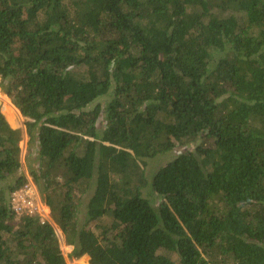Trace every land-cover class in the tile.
<instances>
[{
  "label": "trees",
  "instance_id": "obj_1",
  "mask_svg": "<svg viewBox=\"0 0 264 264\" xmlns=\"http://www.w3.org/2000/svg\"><path fill=\"white\" fill-rule=\"evenodd\" d=\"M0 90L72 246L14 220L21 131L0 112V264H264V0H0Z\"/></svg>",
  "mask_w": 264,
  "mask_h": 264
},
{
  "label": "rangeland",
  "instance_id": "obj_2",
  "mask_svg": "<svg viewBox=\"0 0 264 264\" xmlns=\"http://www.w3.org/2000/svg\"><path fill=\"white\" fill-rule=\"evenodd\" d=\"M7 100H8V103L10 105H12L16 109V111L18 112V116H17V114L12 111L13 116L16 117V120L13 123L8 121V119L5 116L3 107H2L4 101H7ZM105 101H106V98H104V97L98 98L93 103H91L89 105V108H91L94 104H100L102 106L105 103ZM0 112L2 113V115L4 116V118L6 119V121L9 123V125L12 128H18L21 131V140L19 141V147L21 148V164H22L21 171L22 172L24 171V173L25 172L27 173V166H26L27 162H26L25 155L28 153L26 151V149H27V136H26L25 131H24V118L20 115L18 109L11 103L10 99L1 90H0ZM102 125L103 124L101 122L98 123V127H102ZM201 143H202L201 139H198L194 142H190V143H187L185 145H177L172 150L167 151V152L162 153V154H159L156 157L147 160L146 161L147 165H146L145 169H146V176L148 178V181L151 180L153 173L157 170V168H159L163 164L167 163L168 161L172 160L176 155H178L179 153H181L183 151H186V150L192 151L197 145H200ZM10 180H11V177L7 181H10ZM84 188H85V186L78 188L76 190V193H75V198L77 199V202H78V205H77V209L79 211L78 217L80 220L83 219V213L85 210V206H86L88 198L91 194V190H85ZM14 220L18 221V217H14ZM110 222H111L110 217L104 216L96 224L91 222L89 224V227L96 234H98V236H100L102 230L105 227H108L110 225ZM53 226L55 227L54 229H55V232L58 236L59 244H60V248H61V251L63 253V256L66 257L67 254L71 251L72 246L65 244V242L62 238V235H61L59 229L57 228V226L54 224H53ZM84 256H85V259L83 257H80L78 259L68 261L67 264H88L89 258L87 255H84Z\"/></svg>",
  "mask_w": 264,
  "mask_h": 264
},
{
  "label": "built area",
  "instance_id": "obj_3",
  "mask_svg": "<svg viewBox=\"0 0 264 264\" xmlns=\"http://www.w3.org/2000/svg\"><path fill=\"white\" fill-rule=\"evenodd\" d=\"M24 175L26 181L21 186L13 189L9 194L8 201L11 210L15 217L34 216L38 218L40 223L47 222L52 224L49 208L42 201L38 188L28 175V172H25Z\"/></svg>",
  "mask_w": 264,
  "mask_h": 264
},
{
  "label": "crops",
  "instance_id": "obj_4",
  "mask_svg": "<svg viewBox=\"0 0 264 264\" xmlns=\"http://www.w3.org/2000/svg\"><path fill=\"white\" fill-rule=\"evenodd\" d=\"M89 264V263H88Z\"/></svg>",
  "mask_w": 264,
  "mask_h": 264
}]
</instances>
